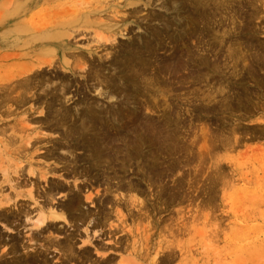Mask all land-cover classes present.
I'll return each instance as SVG.
<instances>
[{
    "label": "rangeland",
    "instance_id": "1",
    "mask_svg": "<svg viewBox=\"0 0 264 264\" xmlns=\"http://www.w3.org/2000/svg\"><path fill=\"white\" fill-rule=\"evenodd\" d=\"M230 1L202 0V6L197 0H42L26 16L27 35L34 25L71 23L63 58L68 66L59 64L60 55L52 60L57 70L44 69L46 77L63 74L69 80L70 101L62 99L57 108L74 117L83 108L75 103L86 96L127 112L125 91L140 121L159 125L166 118L168 130L137 129L138 154L127 170L132 181H123L136 189L117 190L118 181H74L69 172L83 171L85 162L69 168L50 159L57 153L71 161L69 145L82 159L81 148L65 139L70 122L64 128L45 123L40 108L29 110L35 107L29 96L25 105H7L0 114V213L9 209L22 217L9 230L0 219V234L10 242L0 248V258L15 238L48 264H78L56 246L68 237L76 258L87 250L92 263L110 258L111 264H264V0L255 19L244 8L238 11L244 18L236 25ZM39 54L10 47L8 72L17 75ZM90 65L115 85L113 99L92 90L97 82L85 74ZM142 70L145 79L139 77ZM71 194L81 202L77 212L59 211L65 219L38 238L33 222L46 212L45 202L59 208ZM104 198L118 205L105 224L93 229L88 220L79 221L86 212L110 213Z\"/></svg>",
    "mask_w": 264,
    "mask_h": 264
},
{
    "label": "bare ground",
    "instance_id": "2",
    "mask_svg": "<svg viewBox=\"0 0 264 264\" xmlns=\"http://www.w3.org/2000/svg\"><path fill=\"white\" fill-rule=\"evenodd\" d=\"M41 1L42 0H24L22 2L21 0H0V56H1L0 114H4V112L8 111L6 110V108L7 105H9L10 103H15L16 105H20V104L25 105L27 103L26 100H28L26 98L27 96H29L28 98H30L29 99L30 102L31 101L34 102V106H35L34 108H31L29 110L37 111L40 108L41 109L40 114L44 115L43 121L45 123H48L50 125L53 123V121H55L56 126H60L63 128L65 126L68 127L69 122L71 123L70 127H68L67 130L65 131V139L70 138L71 139L70 141L74 143L75 147L79 146L81 148V150L84 153L82 159L78 160L77 157L73 156L70 150L71 149L70 145L67 154L71 156L72 158L71 161L65 162L63 158L57 155V153L56 155L54 153L52 156L49 157H51L50 159L55 160L58 163H62L66 165L68 164L67 167L69 168L71 167V165H74L73 163H75V166L77 168V165L80 162H85V164L83 165V171L80 172L73 167V169L69 172L70 176L74 179V181H77L79 178H85V177L87 179L89 178L90 180H95V181H98L100 179H102V181H118L116 185L117 190H121L124 187H127L129 191L131 190L135 191L136 188L131 183L125 185L123 181H132V179L129 178L127 174L128 173L127 170L132 167V162L134 161L136 155L138 154L137 150H135V145L139 141L137 129L141 126L142 128L141 131L145 134L151 133V130L153 128L154 131H156L157 129H161V131L158 130L160 131V133H162V131H165L166 133V130H168V121L165 118L163 119L164 122H161L159 125H156L151 119L143 120V122L142 120L140 121L136 114L137 110H135V106L133 105L134 103L130 102L131 97L125 91L123 97L125 99L124 106L127 108V112L125 111L122 112V110H120L118 107L115 108L114 106L110 107V109L104 108L102 105H99V103H97L96 101L90 102L89 100H87L85 98L86 96L83 97L80 102L75 103L74 107L78 106L79 104V106L83 108L80 111L75 110L74 117L71 114V112H69V110H67L66 108H63L62 106H61L62 108L61 107L57 108V106L63 104L62 99H64L66 102L70 101V99L67 98L68 94H70L68 93L69 88L67 83L69 80L67 81V76L63 74L61 75V77H59L58 74L52 78L46 77L44 75L45 74L44 69H47V67L52 68L54 66L53 70H57L56 63H54L52 60L55 59V57L58 58V56L60 55L62 56V59L58 58L59 64L60 65L62 64V66H64L65 68L68 66V62L63 58H65L66 56L65 52L68 50V42H67V38L69 37L68 28L71 26L68 24L71 23H58L50 28H35L34 25V28L31 27L34 32H31L29 35H27L26 33L28 32L26 31V27H24L25 24L24 19L30 12H32L35 9V7ZM197 1H201L200 4L203 6L202 0H197ZM260 1L261 0H231L229 2V8L231 10V13H233L232 16L230 15L233 19L232 25H236V21L240 18V16H243V13L242 15L238 16V11H241L243 8L246 9L248 13H250L252 19L257 18V16L259 15V6H257V4H259ZM193 4L195 3L193 2ZM215 6H217V4ZM246 15H248L247 12ZM210 16L211 15H207L208 21L209 20L211 21L210 18H212V16L211 17ZM241 18L243 19L244 16ZM238 29L239 28L237 27L236 32L238 31ZM237 34L239 35L240 32H238ZM13 36L16 38L17 41L16 40L14 41ZM29 39H32V42H28ZM234 42L235 43L233 45L237 46L236 50L234 51L237 52V50L241 48L240 39L235 40ZM10 47L24 49V50L28 49V51L30 52L40 51V54H42L43 56L46 55L48 57L51 56L53 58L44 61L43 59H41V57H39L40 55L39 54L37 55L35 60L31 62L32 64L28 68L25 67V69L22 72L20 71L18 72L17 75L11 76L10 72H8V70L10 71V69L8 68V64H6L7 63L6 55ZM258 47L260 48L259 44ZM80 64L81 63L77 64L76 66L78 67V65ZM44 65L47 66L45 67ZM92 65L89 66L88 71L85 73L87 75V80L97 82L95 86H92V90L95 93H98L99 96L103 95L108 99H113L116 95H118V93H116L115 90L113 89L115 88V85L111 82L110 79L108 80L107 77L106 78L103 77V75L101 74V70L99 68L95 67V65L94 66ZM10 68L13 69L14 67H10ZM144 74L145 72L143 70L140 71L139 77L141 79H145ZM103 87L105 88V90L108 91L107 93H102ZM86 88L87 87L85 86V89ZM82 94L84 95V92ZM130 105L133 106L129 107ZM45 109L47 110V112L43 113ZM2 110H4V112ZM155 125L156 127L158 126V128L155 129ZM167 139L168 138L165 137V140ZM74 146L73 148H75ZM152 157H154V154L151 155V160ZM157 172H154L153 174L156 176ZM30 186H32L31 183ZM111 188L112 187L109 185L106 191H110ZM30 193H32L31 190ZM45 203H47V208L46 206L44 207L46 209V212L44 213L41 211L33 222L34 227L38 229L37 235L38 234L40 235L42 233L47 232L48 230H51L50 228L54 226L53 222L56 223L57 221L65 219L63 215H59V211L62 212L63 214L67 213L69 215H72V213L77 212L81 202L79 200V197H77L76 195H72L70 199H67L66 203L60 204L59 208H55V206H51L52 203L51 205L50 204L48 205V202ZM103 203L104 206L110 209V213L99 214V212L97 213L86 212L84 214L79 215L80 217L79 221L88 220V224H91L93 229L95 228L98 229L100 225L105 224L106 221L109 220L111 213H113L114 211L117 212L118 205L112 199L109 198H104ZM4 205L7 206V203H4ZM2 211L3 213L2 212L0 213V219L2 220L1 226L4 228V230H9L10 227L16 225L19 222L20 218L22 217L20 212L15 214L13 213V210L10 212L9 209L8 210L5 209ZM24 212L27 214V211ZM26 214L24 215V218H27ZM1 234H0V248L4 249L5 247H7V244H9L10 242L5 240L4 235ZM66 239H67L66 242L58 243L56 246L60 251L63 252L64 256H66L69 262L75 263V261H77L78 264H111L110 258L105 259L103 263H98V261L97 262L94 261L92 263L91 262L92 255L87 250H83V251L81 250L82 253L80 257L76 258V255L78 256V254L76 255L74 254L72 245H69L68 243L70 242V239L68 237H66ZM15 240L16 239L13 238L12 240L13 243L10 244L5 254L0 258V264H48V261L46 260L47 257L45 259L42 256V254L38 252L37 249L34 252H32V254H30V252H28L25 246L23 247L22 245H18V243ZM34 240H35V235L33 234L29 237L28 242H33ZM46 249L47 247L45 248V250ZM20 250L23 253L19 252ZM7 257L10 258L8 260L4 259ZM2 259L4 260L3 262Z\"/></svg>",
    "mask_w": 264,
    "mask_h": 264
}]
</instances>
